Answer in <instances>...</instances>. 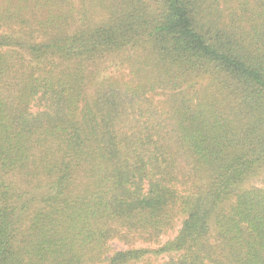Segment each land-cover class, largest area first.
Returning a JSON list of instances; mask_svg holds the SVG:
<instances>
[{"label": "trees", "instance_id": "16d2710c", "mask_svg": "<svg viewBox=\"0 0 264 264\" xmlns=\"http://www.w3.org/2000/svg\"><path fill=\"white\" fill-rule=\"evenodd\" d=\"M0 264H264V0H0Z\"/></svg>", "mask_w": 264, "mask_h": 264}, {"label": "rangeland", "instance_id": "374dc122", "mask_svg": "<svg viewBox=\"0 0 264 264\" xmlns=\"http://www.w3.org/2000/svg\"><path fill=\"white\" fill-rule=\"evenodd\" d=\"M181 221H182V218H180L179 220L176 221L175 225H174V230L171 231V232H168L165 236H163L161 238V242H164L166 241L167 239H170L172 238L175 234H176V231L178 230V228L180 227V224H181ZM111 247L113 250H122L125 248V246L121 243V242H118L117 240H114L111 242Z\"/></svg>", "mask_w": 264, "mask_h": 264}]
</instances>
